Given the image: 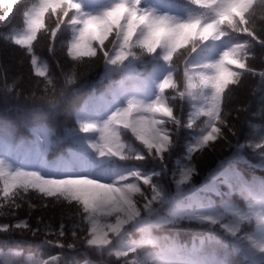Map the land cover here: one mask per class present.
Segmentation results:
<instances>
[{"label":"snow or ice","instance_id":"6c2138e0","mask_svg":"<svg viewBox=\"0 0 264 264\" xmlns=\"http://www.w3.org/2000/svg\"><path fill=\"white\" fill-rule=\"evenodd\" d=\"M257 7L264 9V0H0V28L9 29L8 42L42 78L32 80L25 97L42 102L28 110L37 117L25 121L31 138L18 141L14 125L0 120V216L13 218L0 223V233L31 236L37 248L59 250L37 259L20 244L0 241V264H70L62 257L81 250L113 258L101 264H231L233 253L245 264H264V178L248 180L232 164L238 159L264 171V125L233 144L247 102L230 107L239 90L255 93L249 80L258 77L264 85V68L249 56L257 46L264 51ZM58 43L71 61L69 73L57 64L64 77L59 90L38 55L43 48L54 53ZM101 63L112 80L106 92L74 109L72 126L45 123L57 114L67 86L77 84L76 69ZM0 80L7 111L8 94L23 92L14 91L19 78L9 85L0 70ZM177 101H187V111ZM64 141L66 154L50 159ZM218 146L236 152L197 186V162ZM245 148L259 150L261 162L249 161ZM233 192L242 205L231 201ZM25 206L28 219L19 218ZM57 206L71 210L58 225L43 217L30 222L37 207ZM184 221L209 235L180 240Z\"/></svg>","mask_w":264,"mask_h":264},{"label":"trees","instance_id":"16d2710c","mask_svg":"<svg viewBox=\"0 0 264 264\" xmlns=\"http://www.w3.org/2000/svg\"><path fill=\"white\" fill-rule=\"evenodd\" d=\"M167 3L178 5L181 0H166ZM258 3V0H257ZM264 15V9L257 7V26L264 25V20L260 17ZM9 29L0 28V70L3 72V77L9 85L13 84L14 80L19 78V82L16 85L14 91L22 90L23 95L14 96L9 93V96L14 97L18 103L16 105H8V110L5 111L3 94H0V120L7 119L14 125V134L16 139H30L31 135L28 129L25 127V121H33L37 117L33 115L29 109L34 107H40L42 102L39 100H29L25 97L32 90V80L42 79L36 78L34 73L30 72V60L25 56V53L19 46H16L6 39ZM38 55L41 59L48 63L50 66L51 74L56 78L57 89L64 87V77L61 75V68L57 67V64L62 66L65 73L71 71V61L70 58L66 56V52L58 43L56 45L54 53H50L47 48L38 50ZM251 62L255 64L258 70L264 68V61L261 57H264V51H262L259 46H257L253 51L249 52ZM138 70L143 72L145 70L151 71V65H138ZM78 74V81L76 85H69L66 88L65 95L61 100L59 105V110L54 117L48 118L45 123L51 127H56L58 130L63 125L72 126L73 124V110L82 104V102L90 95L95 94L100 96L105 93L112 80L104 77V68L101 63L98 67H88L87 65H82L76 69ZM29 77L32 79L30 80ZM114 80L119 81L120 76L115 74L113 76ZM3 80H0V87L3 85ZM251 88H255V93L250 94L249 88L239 90L236 93V99L232 102L230 107H239L245 105L247 102V110L241 114V120L239 123V136L232 138L233 144L236 143L238 139L240 142H245L246 136H248L252 131L255 130L256 126L264 125V115H262V109H264V85L259 83V78L251 79L247 82ZM75 89V90H74ZM177 103H183L185 105V110L189 108L187 101H177ZM232 119L235 121L236 117L233 114ZM187 133H184L181 138V145L185 142V137ZM231 136V134H229ZM218 145L221 142H217ZM68 143L64 141L60 143L55 151L49 153L50 159H56L60 155H64L67 152ZM183 147L176 150V155L179 156L183 152ZM236 149L229 147H217L215 151L206 150L201 156V159L197 162L198 175L194 177L197 186H200L205 182L206 177L212 170L217 169L218 164L222 160L228 157L234 156ZM243 155L251 161L253 164H258L261 162V156L259 155V150L245 148L243 150ZM175 160L169 167H173ZM233 166L237 168L248 180L253 178H264V171L256 168L247 166L245 163L239 161L238 159L233 160ZM146 167L150 168L151 165ZM211 182L210 180L208 181ZM222 192L227 193L228 189L225 186H221ZM214 201L219 204L220 197L213 196ZM33 204L39 205L40 200L36 198V194H32L30 197ZM231 201L242 205L243 201L238 192H233L230 197ZM187 203V200H185ZM71 210L67 206H57L55 208H40L37 207L30 218V222L35 225L36 219L38 217H43L45 221H51L54 226L58 225L60 222L61 215L67 216ZM17 215L19 218L28 219L26 214V206L24 209L17 210ZM13 219L8 216H0V223L8 222ZM67 222V221H66ZM209 235V230L205 229L203 226L195 221H184L182 225V230L178 233L180 240L184 242H189L195 236H207ZM0 241H3L9 246H15L20 244L23 250H31V252L36 256L37 259H48L49 252H54L59 254L58 249H49L48 247L37 248L36 245L39 241L31 236H21L19 234H13L11 237L0 233ZM2 247V245H0ZM27 254V253H25ZM113 258L100 257L96 254L81 251H68L62 260L70 262V264H101V261H109ZM231 264H245L243 258L236 253H233L229 257ZM3 256H0V262H2Z\"/></svg>","mask_w":264,"mask_h":264},{"label":"rangeland","instance_id":"374dc122","mask_svg":"<svg viewBox=\"0 0 264 264\" xmlns=\"http://www.w3.org/2000/svg\"><path fill=\"white\" fill-rule=\"evenodd\" d=\"M17 103H18V101L14 97L9 96L8 105H10V104L16 105Z\"/></svg>","mask_w":264,"mask_h":264}]
</instances>
